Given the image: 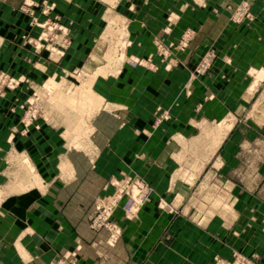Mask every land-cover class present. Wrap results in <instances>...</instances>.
<instances>
[{
	"label": "rangeland",
	"instance_id": "rangeland-1",
	"mask_svg": "<svg viewBox=\"0 0 264 264\" xmlns=\"http://www.w3.org/2000/svg\"><path fill=\"white\" fill-rule=\"evenodd\" d=\"M149 1H8L12 9L7 18L18 22L0 27V204L8 194L43 192L48 178L74 170L80 155L92 163L97 156L90 137L92 119L102 111L122 110L118 108H124L125 103L127 108L146 104L152 109L147 131L157 132L169 123L171 106L156 104L155 88L145 94L144 82L156 86L162 79L177 80L180 75L174 71L184 66L182 55L196 33L188 27L176 39L153 36L140 41L133 24L144 17L141 7ZM186 1L195 6L205 2ZM230 1L220 5L232 23L252 25L258 20L248 0ZM168 10L161 28L165 36L171 34L179 19L174 9ZM218 12L213 9V13ZM216 59L211 46L195 64L190 79L209 75ZM245 77L247 85H232L230 95L235 104L230 114L221 120H197L195 138L179 140L185 150L178 161L188 167L180 169L178 176H183L188 194L157 201L160 209L182 211L181 215L190 216L195 224V264H264L255 253L221 249L238 219L233 212L239 196L264 200V70L251 66ZM84 91H90L92 97L82 96ZM185 92L190 94L187 89ZM222 121L231 123V128L218 138L217 124ZM225 146L231 150L225 151ZM127 180L130 186L135 181L142 186L134 187L136 204L132 211H123L125 219L132 220L151 200V183L122 172L120 178L109 181L113 191L95 199L89 227L99 215L98 199L111 197L116 192L114 185L119 187ZM130 186L124 190L121 204L129 197ZM119 206L108 216H101L112 224L111 231L99 229L108 232L106 242L111 247L121 234L113 220ZM208 237L216 243L215 251L209 253L199 249ZM80 250L78 244L50 264H77Z\"/></svg>",
	"mask_w": 264,
	"mask_h": 264
},
{
	"label": "crops",
	"instance_id": "crops-1",
	"mask_svg": "<svg viewBox=\"0 0 264 264\" xmlns=\"http://www.w3.org/2000/svg\"><path fill=\"white\" fill-rule=\"evenodd\" d=\"M8 1L0 4V27L18 22L7 18L12 9ZM224 1L205 0L195 6L186 0H151L141 7L144 17L134 20L133 32L142 42L153 36L176 39L188 27L196 33L182 55L184 66L174 71L180 75L177 80L162 79L156 86L144 82L145 94L155 88L156 104L171 106V120L150 133L152 109L146 104L127 108L125 103L124 108H118L122 110L96 114L90 137L97 156L92 163L80 155L74 170L48 178L43 192L31 190L2 199L0 264H50L78 244L77 264H195V224L190 216L181 215L182 211L160 209L157 201L188 194L183 176H178L180 169L188 167L178 161L185 150L179 140L195 138L197 120H221L230 114L235 104L230 95L232 85H247L245 75L251 66L264 70V0H248L258 16L252 25L232 23L220 5ZM169 8L179 19L165 36L161 28ZM213 9H218V14ZM153 10L160 12L153 14ZM211 46L217 59L209 75L190 79L195 64ZM68 156L71 165L72 156ZM122 172L151 183L154 194L132 220L125 219L121 208L116 209L113 220L121 234L111 247L106 242L108 232L90 229L89 221L95 212V199L110 194L113 188L109 181L120 178ZM248 198L239 196L233 212L238 219L233 227L230 223L227 245L221 249L255 253L263 261L264 200ZM215 248L209 237L199 246L208 253Z\"/></svg>",
	"mask_w": 264,
	"mask_h": 264
},
{
	"label": "built area",
	"instance_id": "built-area-1",
	"mask_svg": "<svg viewBox=\"0 0 264 264\" xmlns=\"http://www.w3.org/2000/svg\"><path fill=\"white\" fill-rule=\"evenodd\" d=\"M114 186L116 187V192L113 195H111V197H108L105 200L98 199L96 203V211H97V214L99 215L95 217V220L93 221L92 226H90L92 229L96 231L99 230L100 228H105L111 231L112 224L106 221V217L102 219L101 216H108L109 212L111 211L113 212L115 208L119 206L120 199L122 198L121 196L124 193V190L126 188L128 189L130 184H128V180H127L125 183L119 184V187H118V184ZM141 186H142L141 183H139L138 181H135L134 184L130 186L131 188H130V194L128 195L129 197H127L126 201H124L123 204L120 203V206H119L122 209V211H124L125 213L132 211V208L136 204V201L134 200V197H133L134 187H141ZM128 191L129 190H127V193L125 194H128ZM113 237L114 236L112 234L109 240H111Z\"/></svg>",
	"mask_w": 264,
	"mask_h": 264
},
{
	"label": "bare ground",
	"instance_id": "bare-ground-1",
	"mask_svg": "<svg viewBox=\"0 0 264 264\" xmlns=\"http://www.w3.org/2000/svg\"><path fill=\"white\" fill-rule=\"evenodd\" d=\"M90 93H91L90 91H84V92H81V95L82 96L85 95L86 98L90 99L92 97V94H90ZM97 105L99 106V104H97ZM95 109H97V107H95ZM230 128H231V123H227L226 121H222V122L218 123L217 124V131H216L217 132L216 134H217L218 138H222V136H224L225 132L228 131Z\"/></svg>",
	"mask_w": 264,
	"mask_h": 264
}]
</instances>
